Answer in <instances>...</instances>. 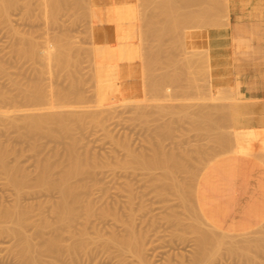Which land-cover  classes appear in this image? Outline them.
<instances>
[{"label":"rangeland","instance_id":"rangeland-1","mask_svg":"<svg viewBox=\"0 0 264 264\" xmlns=\"http://www.w3.org/2000/svg\"><path fill=\"white\" fill-rule=\"evenodd\" d=\"M14 1L15 3L14 5H12L13 7L11 6V9L10 8L7 9L9 12H7V10L5 12V13H8L7 16L4 13V11L2 12L5 15L0 14V67H1L0 68V89H1L0 96L2 93V97H0V151H6L8 153L7 154L8 156L6 155L7 164L11 168L15 166V168L13 167L15 174L17 176L20 175V177L24 175L26 177L25 178L26 183L24 182L25 185L23 186L22 190L18 191L16 186L12 184V182H10L11 180L8 177L9 176L8 173L7 174L5 173V169H1L3 167L0 163V209L12 210L13 207L16 204H18L16 203L18 202V199H19V204L24 207L26 205H28L29 207L33 205L32 208L31 207L30 208L34 210L36 207L35 211L32 210L33 212L32 211L30 212V216H31V213H32V216H33V213L35 215L33 216V218L31 216L32 218L31 223L29 222L30 221L29 220L24 225L25 227L23 226L25 229L24 228L23 229L26 231V233L29 236L31 235L30 237H33L32 234L36 235L33 237V241L35 243L38 242L36 244L38 245L37 246L38 249L35 250L34 255L38 253L37 254L38 256L37 255L36 256L38 257V259L41 258L39 259L37 264H54V263L55 264H62V263L63 264H144L143 261L140 262L141 258L140 260L138 258V257H141L142 254L144 255V257H146L145 259L148 260L150 264H193L195 263L194 262L195 256H196L195 259L198 258L197 259L198 261L195 264H264V252H263L264 233H261L262 231L264 232V230H262L263 228L255 229L256 233L254 230L253 232L245 231L246 233L244 232L241 233V232H236V231H228V230L222 229L221 227L214 226L212 225L213 223L211 224L209 220H204L207 218L204 217V215L201 213V210L197 204V200L195 199L196 198L195 192H197V188H196L197 186L195 184L198 183L197 181H199L200 174L202 170L204 169V167L208 165L211 161L218 158L219 156H222L230 152L231 149L235 148L239 143L243 145L242 147L245 146L244 149H246V150L241 149V151H249L250 149L255 148L257 144H259V148L264 151V133H261L260 129L255 128L256 125H264V114H260L259 112L256 111V108L254 106L256 103L255 101H251L246 98L239 97L236 91V88H235L237 83H239L238 81L239 75L234 70L235 63H237L243 58H251L254 60H256L255 58H260L264 60V32L261 33L260 42L254 40L253 47H247V46L239 47L235 39L238 34L243 33V32H240L242 29H245V28L247 29L248 27L251 28V26L258 24V23L260 26L262 25L264 26V0H223V1L213 0V3L216 2V4L217 3L219 4V6H216V4H213L212 0L210 1L206 0L211 3L209 4L208 2L207 6L205 5L206 7L204 6L203 8L207 10L210 7L212 8L214 5L213 7L214 13L211 14L212 11L210 9L208 10L210 14L206 10H204V13H208V16H211L212 18L215 15L213 19H210V17H208L207 14H204L203 12L200 14H196V13H199L198 11L203 10V8L199 10L198 7L201 8L204 4H206L205 0H199V1H202L201 2L203 3L202 5L200 4L199 1L196 4L194 0L193 2L195 5L192 3V5L194 6L191 12L186 9L187 8L186 6L189 7V4H187L185 0L183 1L180 0L182 1L180 3L179 1H177V3L181 5V8H180L178 4V8H180V11H178L177 8L175 9L176 10L175 15L178 14L177 17H179V14H181V11L183 10L182 5L184 4V1L186 3L184 4L185 6L183 7L187 11L183 10L182 11L183 12L182 15H184L182 17L183 19L180 18L181 21L182 20H185V21H182L183 24H181L182 22L180 23V21L179 23H177L179 24V26L183 25V27L181 28L178 27L179 29H177L178 31L177 33H179V31H183L181 32V34L186 39L185 45H183L184 42L183 43L179 42L180 40H178V42L177 40L174 41L175 39L173 40L174 34L172 33H176L173 29L177 28L178 25H176L174 28L173 23L175 21L172 22V25H169V24L174 19H177L178 21V18H175L176 16L172 15L173 17L171 16V19L173 18V20L170 19L171 21L170 20L166 21V19L164 20L166 24L169 21L167 24L168 25V28H167V25L165 26V24L164 26L159 25V24H163L164 21L159 22L158 24L157 18L152 17L153 14L156 13V12L153 13L154 4H150V5H153L151 6L152 7L151 8L150 5L147 3V1H146V3L148 4L147 7L143 5V2L144 4H146L145 0L131 1L130 4L132 5V7H134V9H136L137 12L138 11L141 12V13H138L139 15H143L142 11L145 10L146 8H149V9L145 10L147 14L144 15V18H140L142 16H138V20L136 24L137 32L135 33V37H133L130 41L136 47L137 55L132 60L123 61V64L125 66L126 65L129 66L130 74L128 77L125 78L126 80L123 79L121 84L118 83L116 85H108V82L110 81L111 76H112V70L114 68L115 61L113 60V58L112 60L114 62L111 59H109L111 58L110 56L104 57L102 53H100L99 51L96 52L95 50L98 48V45H99L98 39L96 38L94 34L95 28L97 27V22L90 15L92 7L93 8L100 7V8L106 9L111 6L110 2H107L105 0H89V1L85 0L87 2L83 1L85 2L83 6V4L81 3L82 0H75V1L80 2V6H81V9H80L78 5L79 2L78 3L76 2L77 3L76 5L74 0H72L75 4L74 5L71 0H70L71 2L68 0L67 1L65 0L67 4H65L59 11L52 12L51 11L52 9L51 10L49 8L44 9L45 8L44 0L43 1L42 0H29V1L28 0L27 1L14 0ZM162 1H164V3L166 2L165 0H162ZM27 2L30 4H28ZM68 2L70 4H68ZM137 2L139 4H141L142 2V4L139 5ZM158 2L160 3V0H158ZM167 2H166L167 5L165 4V6H161L164 3L158 4L160 5V9L158 10L159 14H162L163 12L165 14L167 9L168 10L170 9V11H172L171 6L176 4V1L175 2L173 1L174 3L172 2V4L171 2L169 3ZM26 3L28 4V6ZM158 5H156V9ZM220 5H221V8L222 7L224 8L222 9L218 8L220 7ZM75 6H78V9ZM138 7L140 9H138ZM174 7L175 6H173V8ZM215 7H217L216 10H219V9L221 10L216 11ZM142 8L143 10L140 11ZM85 9H87L89 12L86 11ZM194 9H196L195 10L196 12H194ZM149 10H152L153 14L150 13L151 14L150 19H147L148 17L146 16L147 15L149 16L148 13L151 12ZM188 11L190 12L189 14H191V16H192V13L194 12L197 16H195L194 14L193 17H195L196 19H199L200 17L199 15L204 14L205 17L202 16V18L204 19L200 18L199 21H201L202 19V21H204L205 26L201 27L203 22H201V25H199L200 23L198 24L197 22L199 26L196 24H193L194 26L192 28V23L196 19L191 18L190 15H187ZM83 12H85V16L86 15L88 16V14L89 16L85 17ZM86 12L88 14H86ZM221 12H224V13L222 14ZM158 13L155 14L156 17H158L157 16L159 15ZM168 14H171V13H168ZM172 14H174V12H172ZM217 14L219 15V17H221L220 20ZM186 15L188 17L184 19ZM161 16L160 17L162 20L164 15H161ZM154 18L156 19L155 22L157 21L156 22L157 25H159L160 27L162 26L164 27L161 30L158 26V28L161 30L159 32L162 33V35L164 33L165 34L167 33L166 36L164 34V36L162 37V35L159 32L155 33L157 29L153 26V24L155 23L152 21V19ZM143 19L145 23L143 22ZM146 19L149 21L146 22L145 21ZM186 19H188V21ZM192 19L194 20L192 21ZM215 19L217 20V22H214V21L212 22V20H215ZM189 20L192 21V23ZM209 20H211V22L214 23L212 24L213 27L212 25H209L211 24V22L209 23ZM227 20L230 22H228ZM184 22H185V25H184ZM139 23L143 27L144 25H146V23L148 24L147 26H145V28H148L146 32L144 30H141L142 32H145V34L140 33V29H142L143 27L139 26L140 25ZM195 25L197 27H195ZM152 26L154 27L155 30L153 29ZM169 26H172L173 29L172 27H169ZM182 28H185V29L183 30ZM164 30L165 31L167 30L170 32L169 33L171 34L170 37L168 35V32L167 31L164 32ZM171 31H174V32H171ZM158 33H159L160 38L157 36ZM177 33L175 37L177 36L179 37L180 33L178 35ZM125 34H127L126 31H125ZM149 34L151 36H148ZM181 34H180V37H182ZM220 34L221 36L224 35V37L226 36L230 37L228 39L225 38L226 40H223L222 48L224 50L220 51V48L218 47H212L210 49L209 48L210 38L212 39V38L219 37ZM64 36L70 39L69 40L67 38L69 40V43L71 42L70 45L67 44V46H72V47H68V51L71 50L69 52H71L72 56L70 60L66 61L67 63H64L66 66L58 63L56 56L55 57L53 56L52 60H48V58L45 55V52H43L45 50V45L47 41L51 40V43H53L55 38L56 39H59L60 37L64 38ZM156 36L158 38L157 40H156ZM167 36L169 39L170 38L172 39H170L169 41V39L166 38ZM140 37L142 38L141 39L142 41L140 40ZM148 37L149 38L151 37L150 38L151 40ZM180 37L176 39H181V41H183L184 40L183 37L182 38ZM31 38H34V39L31 40ZM162 39L164 40L163 42H162ZM27 41H33L36 45L39 44L40 46L38 45L37 47L43 48V50L39 48L41 52H43L42 54L43 56L41 55V57H39L38 55L40 54H37V56L35 55L33 56L31 54L32 51L31 52L29 51L31 49L30 43ZM140 41L144 42V45L142 44L143 46H141ZM160 41L162 42L161 44H166L165 46H168L167 48L169 49L168 51L169 56H167V51L164 50L165 47L160 45ZM154 42L155 44L153 45ZM176 42L180 43L179 45L180 46L182 45V47L179 48V45L176 46ZM147 43H149L150 47ZM157 44L159 45V47L160 46L162 47L161 49H163L164 47L163 52L160 50L161 54L159 52L160 48L158 49ZM172 44L177 48V50H175L176 48ZM170 45L173 48L172 47L169 48ZM144 47L146 49L149 47L147 50L150 49L153 51V53H155L154 52L155 49H156V52L158 51L156 55L154 54V57L156 58V60H154L155 58H152V59L150 58V57H153L152 51L150 52L152 53L151 54L152 56L150 57L147 56L150 54L149 53L150 50L147 52V50H145ZM151 47L153 48L151 49ZM254 47H257V48H254ZM71 48H73V50ZM170 49H172L171 52H170ZM192 49L194 50V52ZM205 49H207V52L210 53V54L208 53L209 58L207 57L208 55H205L206 54ZM23 50H25L24 51L25 54L23 53ZM173 50H174V53H173ZM196 50L197 52H200V53H197ZM169 52L175 55L173 57H178V59L180 60L179 62L181 61L182 62L184 61L183 63H185L186 61L189 62V64L186 62L188 64L187 67L190 64L192 66L188 68L186 67V64H180L181 66L176 64V66H174L175 65L174 62L177 59L173 58V60L174 59L175 60L174 61L171 60V56H170L171 54H169ZM28 53H30L32 56H30ZM26 54L29 55L30 57L26 56ZM157 54L160 57L162 56L161 57L162 59ZM162 54L166 55L167 57H170V58L164 57L165 59H167L166 60L167 64H165L166 66L165 69H164L165 66L163 65L166 61H164L165 59L163 58ZM145 55L148 60L145 59ZM149 58L151 59V61ZM201 59H203V61ZM206 59H209V60L206 61ZM162 60L164 62H162ZM159 61L160 63H158ZM197 61L200 67L199 66L196 67V65H198ZM199 61L200 62L202 61V62L200 63ZM146 62L148 65L146 64ZM230 62H232V64H230ZM156 63H158V65H156ZM171 63L174 65H172ZM159 64L162 66H160ZM141 65H143L144 67L143 66L141 67ZM145 65H147V68ZM154 65H156V67L157 66L162 67L163 70L162 68H159V67L158 68L160 70H157ZM152 66H154V68ZM177 66L181 68L179 69ZM183 66H185L184 69L187 68L185 69L187 71L183 69ZM150 68H153L155 70L153 69L150 70ZM148 69L151 72L154 71L155 74L153 73L154 74L153 75L150 71H147ZM142 70H143V74H142ZM161 70L164 72V74L163 72H161ZM167 70L170 72L168 73ZM172 70H173V76H172ZM174 70H175V73H174ZM176 70L178 71L177 72L178 74L179 72L183 70L185 71V73L186 72L188 73L184 75V71H183L182 75L180 74L181 75L180 76L176 74ZM191 70H194V71H191ZM200 70L201 72L198 73ZM144 71L150 74L148 75L147 73H145L144 75ZM208 72L210 73V75L207 74ZM161 73L163 75L168 73V74H171V77L173 79L176 78L175 81L173 79L171 81L170 75L168 76L166 74V77L168 76V80L170 79V81L172 82L170 83L171 86L170 85L168 86L169 89L163 88V87H166L168 85L167 83L169 82L166 81L167 83L165 82L166 84L164 85L163 81L167 79H165V76L162 77ZM146 75L150 78L149 81ZM177 75L180 76L182 80L181 78H178ZM183 75L188 76V77H183ZM134 76H135V80L133 79ZM190 77H193V79H191ZM153 78H155V80ZM197 78L198 80H196ZM179 79L180 81H178ZM151 80L152 81L154 80L155 83L151 82ZM209 80H212V82L211 81L209 82ZM176 81H178V83ZM38 82H39V85L38 86L35 85L36 83L38 84ZM206 82L207 83L209 82V83L207 84ZM129 83L131 85H129ZM161 83L162 85H164L163 87ZM41 84L44 87L47 86L45 88L43 87L44 89L47 88L46 90L47 93L49 92L47 98H45L41 102L38 101V103L37 101H33V100H32L33 102L31 100L29 101L27 95H31L32 93H34V91L36 90L35 87L38 88L39 86H41ZM188 86L190 88H188ZM32 87H34L33 89L35 90H33ZM158 87L160 89H158ZM239 87H240V84H239ZM144 88H147L148 90L146 89L147 90L146 91ZM227 89L229 90L227 91ZM144 90L146 91V93ZM3 91H4V94H3ZM206 91H207V94H206ZM70 92H72L71 94H74L72 96V99L74 100L69 98V95H71ZM60 93L62 95H60ZM63 93H66L67 96H65L66 94L64 95ZM184 93H187V94H184ZM55 95L62 97L61 100L59 97L58 99ZM82 95L84 96V98ZM181 95H184V96L181 97ZM225 95H227L226 98H224ZM157 96L160 98H158ZM6 97L8 98L6 99ZM63 97L65 99H63ZM80 97H81V100H80ZM67 98L69 99L67 100ZM78 98H79V101L77 103L76 100ZM216 98H219V99H216ZM238 99H239V102H238ZM54 100H56L57 102ZM68 101H71V102L67 103ZM72 101H74V103ZM234 101H236V103H239V104L238 105L236 104V106L233 105ZM240 101L246 102V103H243L244 105H242ZM247 102H249L250 104ZM253 102L255 103L253 104ZM52 103L54 105H52ZM222 106H224V108ZM237 106L239 107L237 108ZM230 107H231V110L229 109ZM234 107H236V109ZM244 107L247 109H245ZM234 110H237V112L240 111V113H242L241 116L238 113H236V115L233 114L235 112ZM87 112H89L90 115ZM204 112L207 114V116H210V115L212 116L208 118L206 117V114ZM212 112L214 115L212 114ZM222 112H224L225 114ZM228 112H230L231 114ZM55 113H62V114L64 113V115H67V114L69 115V113L70 115L72 113H82V115L85 114L86 116L85 118L82 117V120H78L77 118L75 119V115H73L74 117L72 118L68 117L67 115L68 121L66 117L64 121L65 123L60 122L63 125L59 124L61 128L57 125L59 121H56V124H55L54 123L55 121L53 120V118H51V122L44 123L46 127V128L43 127L44 131L43 130H41L42 132L27 131L29 130V126L27 125L28 123L27 120L31 117V115L34 114L35 116H38V115L44 116L48 114L54 115ZM199 113L201 115L203 114L202 115L203 117H201ZM250 113H251V116L249 115ZM221 114H224L226 117ZM237 114L239 116H237ZM242 115H243V118H242ZM244 115L245 116L247 115V116L244 117ZM236 116L240 117L239 118L240 120ZM24 117L26 121L24 120ZM201 118H205L203 119V121L205 120L204 122H202L203 124L201 123L202 121ZM74 119L76 121H74ZM195 120L197 122H194ZM238 120L240 122L236 123V121L238 122ZM48 121H50V119ZM216 121H219L220 123H216ZM67 122H70V123L68 124ZM194 123H195L196 129H194ZM208 123L210 126L208 125ZM221 123L222 124L226 123V124L224 126ZM244 123H246V125ZM238 124L240 128L236 129ZM48 125H49V128L51 127L50 125H52V128L48 129ZM66 126L71 128V130L67 129ZM223 126H224V129L228 133L225 132V130L223 129ZM64 127H66L65 129L66 131L62 130V128L64 129ZM207 128L209 129L207 130ZM46 129H47V132H46ZM163 129L165 130L163 131ZM48 130L49 131L52 130L54 133L50 131V134L52 133V135H48L49 134ZM68 130L71 132H69ZM220 131H222L221 134L224 133L223 136L225 138L222 137V135L220 134ZM43 132L45 133L43 134ZM35 133L36 135H34ZM206 133L207 135H209V137H207ZM226 133L229 134V137L228 135H225ZM215 135H217V137ZM210 137L212 139L214 138L213 141ZM224 140H226L225 141L226 144L229 143L228 144L229 146L223 142ZM220 141L225 146H223V144ZM232 141H234V143ZM246 146L249 147L250 149L247 148ZM72 147L76 148L75 154L78 152L80 153V154L77 153L78 156L82 155L80 158L82 159V162L84 164V169H83L84 171L81 174L80 173L74 174V176L70 178V181L73 182L75 185H77V190H78L77 193L79 194V196H81L83 203H81V205H79V208H78V212H79L78 213L79 218L77 217L78 220H75V223L73 221L71 223V226H69L68 225L69 223H63V224L60 222L57 223L58 221L57 215H55L56 213L54 212L53 208L56 207L55 202L57 204L61 196L60 190H57L58 187L56 186L57 185L56 183H60L62 179L60 176L64 177L63 171L65 170L64 172H66L67 168H69L72 158L75 155ZM224 147L226 151H224L225 150ZM12 149L14 152L12 151ZM155 152L156 153L162 152L161 154H165L166 152L167 155L168 154L173 155L174 153V155L180 162L182 163L184 162L183 166L178 165L180 167L178 166L175 167V164H174L173 168L175 169L174 170L172 169L173 172L171 171L170 174H168L169 178L168 180H166L167 181L166 183H161V181H159L157 178L158 175H161L162 173L161 169H155L153 170V172H150L148 169L143 168L137 162L138 161L137 159H139L140 157L144 156V157L150 158L151 156L155 154ZM48 163L50 165L48 167H51L50 169L54 170V171L51 170L53 172H50V176H51L50 181L53 179L51 183L54 185L56 184L55 186L51 185V188H49L50 186H47V185L42 186L41 182L37 184V181L38 182L40 181L38 179L40 178V175L42 173V172L39 173V171L41 169L43 170V166L48 165ZM177 168L179 171L177 170ZM189 170H190V173L188 172ZM176 171H177V175L180 177L177 176L176 179H173L172 175L174 174V176L176 177ZM194 172L196 173V175ZM187 175H189L188 180L185 179L187 178L186 177ZM195 177L197 178L196 180H194ZM180 178L183 179L182 182H181L182 179L180 180ZM154 179L157 181V183L160 182L161 184L160 183L157 184ZM169 179H171L170 181L173 184H171ZM177 179H179L178 180L179 183L178 182L177 183L181 185L179 186L181 188L178 187L179 188L178 191L180 193L177 191L178 185H176L174 182V180H177ZM29 182L32 184H30ZM187 182H189V184ZM33 184H35V186L32 187ZM172 185L173 186L175 185V186L172 187L171 189ZM160 186H161V189H163L162 190L163 192L160 195L161 197H159L158 195ZM54 187H57V189ZM189 187L194 188V190L193 189L190 190ZM164 189H166L167 192ZM169 190L171 191L169 192ZM175 190L177 191L176 195H175L176 193ZM187 191L189 194L191 193L192 196L190 195L188 196ZM23 192L25 193L22 194ZM193 194L195 196L194 198H193ZM136 195L138 196V198L135 199V197H137ZM185 198L188 201L187 203H186ZM193 200L197 206L194 204ZM131 201H134V202L131 203ZM164 201L167 203V205L166 203H164ZM88 203L91 207L88 205ZM143 203L147 205L145 206L143 205ZM182 203L184 207H186L185 209L183 208V206H181ZM86 205H88V207L90 208L87 209ZM191 206L194 210H198V211L194 212V210L190 208ZM196 207H198V209H196ZM188 209L190 210L189 212H188ZM134 210L136 212H134ZM43 211L45 213H43ZM36 212L37 214L42 212L41 218L43 215H44L43 218L45 216L46 217L48 216L47 218L50 219V221L53 222V224L57 225V227L59 228L58 231L61 233H58V231H55L53 227L45 225L42 222V219L40 218V214L37 215ZM132 213L133 215L131 216ZM173 214H175V216L178 218H180L179 216H181V219L176 218L175 216H173ZM135 215H138L136 216L137 218L135 217ZM173 218H175L174 220H177V221L180 220L181 222L183 220V223L179 221L178 222L173 221ZM192 218L195 219L194 221L197 222V224L193 223L194 221L191 222V220H193ZM198 218L200 219V221L201 220L204 221L201 223V225L198 224L200 223ZM144 219H146L145 220L146 222L144 221ZM3 220H1L2 223H3ZM35 220L37 221V223L39 222L41 223V227L44 224L43 225L44 228L42 227V229H40L36 227L40 223L39 224H36L35 222L33 223V221ZM128 220L131 222H129ZM143 221L145 222L144 224L142 223ZM152 221H154V223ZM207 222L210 223L211 225H209ZM28 223H30L31 225ZM129 223L134 224L133 226L136 225L135 229L137 230L138 233L140 232L143 233V235L146 237L144 239L146 240L145 243L148 240V242L145 245V249L140 248V245H142V242H143L142 240L139 241L140 244L138 243V245L134 244L131 246L129 245L130 243L125 244L129 241L128 240L129 235L127 233L128 231L127 227ZM176 223L177 225H175ZM191 223L194 225L196 224V225L194 226ZM204 223H206L207 225H204ZM3 224L5 227L3 229H1V227H3L2 225L0 227V264H23L25 260L19 257L21 256V254H20V246L18 247L17 245L18 241L13 233L6 230L8 226L14 227L15 223L10 221L9 219L7 221L5 220ZM144 226L145 228L147 226L148 227L144 229ZM186 227L189 230H187ZM217 227H218V230L221 229L219 234H218L219 231H217ZM142 228L148 233V236ZM140 229H142L146 235L144 234L142 230L140 231ZM210 229H214L212 233L209 232V231H212ZM259 229H261L262 231H260ZM124 230L126 233L124 232ZM204 230H207V232L206 231L204 232ZM258 230L259 232H257ZM222 231L224 232L226 231V234L228 235H229V232L230 233L232 232L230 235H233V236H229L223 239L222 233H221ZM56 232L59 234L58 237L61 239L62 243L64 244L63 245L64 247L62 246V248L58 249L57 251L47 250L46 246L48 244V240ZM203 232H204V235L206 234L207 236H210V237H204ZM73 233L75 234V236L78 234L79 236L81 235V237L77 236L75 238ZM198 233L199 234L202 233V234L198 236ZM183 234H185V236ZM216 234H218L219 237H221L222 239L219 238L218 235ZM213 235L215 238L212 237L213 238L212 239L211 236ZM73 236L75 239H73ZM125 236L126 238L128 236L127 241L126 239H124ZM216 236L219 239H216L217 238ZM257 236H259L260 240L261 238L263 240L260 242ZM115 237L119 239L115 240L116 239ZM201 237L202 239L206 238L207 241L202 240ZM231 237L232 238L234 237L233 240L235 239L238 240V241L236 240L234 241V245H237L238 247L236 246L235 247L236 249H233V250L232 248H234L233 247L234 245L232 246L233 242L230 241ZM209 238H211L214 244L211 242V240H209ZM228 238H229V242H228ZM76 239L77 241H80L82 239L84 240V242L82 241V246H79L76 250L67 249L66 245L67 244L70 245V243L74 244L76 242ZM121 239L122 241L123 240L124 241L122 242ZM220 239L221 241H219ZM226 239L227 241H225ZM112 240L114 241L113 243H112ZM153 240H154V243H153ZM120 241L122 242V244L123 243L124 244L122 245ZM208 241H210L212 245L209 244ZM217 241L221 242V246H224V247H219L220 249L217 250L218 248L217 245L219 244L218 246H220V243ZM203 242H204L203 245L205 247L204 246L202 247ZM224 242L227 245H225ZM227 242L231 244L230 245L232 247L231 249H229L230 246ZM236 242H239V243L235 244ZM241 243L243 245H239ZM247 243H250V244L248 245ZM252 244H253V247H252ZM116 245L117 246L119 245L118 246L119 249L118 247L116 248ZM39 246L42 248V251H41V248L39 249ZM126 246H128L129 249L131 248L132 250L131 249L128 250ZM133 246L138 247V248L135 249ZM212 246L216 248H213ZM226 246H229V247H226ZM239 246H240V249L238 250ZM122 248H124V250ZM205 248H207V250H205ZM249 248L252 250V252ZM133 249H135L136 252H132L134 251ZM208 249L209 250L211 249V250L208 251ZM60 250L64 251V252L61 251L63 252L62 254L64 256L61 254V252H59ZM118 250L119 251L121 250V252L126 251L127 253L120 252V254L122 255L125 254L128 256V258L127 256L124 255L123 257L124 259H123L121 255L118 253L119 252ZM198 250H200V252L196 253V251ZM128 251H131V252L128 253ZM201 252H203L202 253L203 255L201 254ZM209 252L212 255H210ZM41 253L42 255L40 257ZM76 253L78 254V256ZM138 253H141L140 256L137 255ZM204 253H206V255ZM243 253L244 254L246 253L247 255L245 254L244 255L245 257H244ZM252 253L253 255H250ZM204 255H205L206 260H204L205 259ZM250 256H252V259ZM248 258L251 259V261ZM253 258L256 259L255 260L256 262L254 261ZM25 262L24 264L28 263L27 261ZM30 264L32 263L30 262Z\"/></svg>","mask_w":264,"mask_h":264},{"label":"bare ground","instance_id":"bare-ground-1","mask_svg":"<svg viewBox=\"0 0 264 264\" xmlns=\"http://www.w3.org/2000/svg\"><path fill=\"white\" fill-rule=\"evenodd\" d=\"M25 1H27V0H25ZM29 1V0H28ZM43 1V0H42ZM41 1V2H42ZM65 0H44V6H45V8L44 9H52L51 11L53 12V11H59L65 4H67V0L64 2ZM68 1H70V0H68ZM72 1V0H71ZM70 1V2H71ZM83 1H85V0H82V4H83V6H84V3L85 2H87V1H85V2H83ZM89 1V0H88ZM105 1H107V2H110L111 3V6L109 7V8H100V7H96V8H91V17H93L94 19H95V21L97 22V27L95 28V31H94V34H95V36H96V38L98 39V48L97 49H95L96 50V52L97 51H99L100 53H102L103 54V56L105 57H111V58H109V59H111L112 60V58H113V60L115 61H113L114 62V68H113V70H112V76H111V79H110V81L108 82V85H116V84H121L122 83V81H123V79H125L126 77H128L129 76V74H130V69H129V66H125L124 64H123V61H126V60H132L133 58H135V56L137 55V49H136V47L133 45V43L132 42H130L131 41V39L133 38V37H135V33L137 32V20H138V16H142V17H140V18H144V15H146L147 14V12L145 11L146 9L148 10L149 8H146L147 7V5L149 4H154V7H153V10H154V12L152 11V10H149V11H151V12H149L148 14H149V16L147 15L146 17H148L147 19H150V13H158V10L160 9V5H158V4H160V3H164V1H162V0H160V3L158 2V0H156V1H154V0H152V1H154V2H152L151 0H145V3H146V1H147V3L146 4H144V2H143V5L144 6H146L145 8V10H143V8L140 10V11H142L143 13V15H139L138 13H141V12H137L136 11V9H134V7H132V5L130 4L131 3V1H133V0H105ZM138 1V0H137ZM141 1V0H140ZM166 2H167V0H165ZM175 2L176 1V4L175 5H172L171 6V10L172 11H170V9L167 11L166 10V12H165V14H164V12L162 13V14H159V15H157L158 17H160L161 15H164L165 16V18H164V16H163V18H162V20H161V17L160 18H158V17H156V13L155 14H153V16L152 17H155V18H157V21H158V24H159V22H162V21H164L165 19H166V21L167 20H170L171 19V16L173 15V16H176L175 18H178V21H177V19H174L173 20V18L171 19V20H173V21H171V23L169 24V25H172V22H174L173 23V25H174V28H175V26L176 25H178L177 26V28H175V29H173V27L172 26H169V27H172V29L177 33L178 31H177V29H179L178 27H183V25H180L179 26V24H177V23H179V21H180V23L182 22V21H185V20H182L181 21V19H183L182 17L184 16V15H182V11L183 10H189L190 12H191V10L193 9V6L195 5L194 4V0H190V1H188V0H185L186 1V3L187 4H189V7L188 6H186L187 8L185 9L183 6H185L184 4H186L185 3V1H184V4L182 5V11H181V14H179V17H177L178 16V14L177 15H175V9L177 8L178 9V11H180V8H181V5L179 4L180 2H182V1H180V0H168V2L167 3H169V2H171V4H172V2ZM177 1H179V3H177ZM199 0H195V3L197 4V2H198ZM210 1V0H209ZM209 1H206L205 0V3L206 4H204L201 8H199L198 7V9L199 10H201L205 5L207 6V3L209 2ZM215 1V0H214ZM218 1H220V0H218ZM223 1V0H222ZM73 2V1H72ZM74 2L76 3H78L79 1H75L74 0ZM74 2H73V4H74ZM166 2L164 3V4H162L161 6H165V4H166ZM173 2V3H174ZM189 2V3H188ZM200 2V4L202 5L203 3H201L202 1H199ZM227 2H229V1H227ZM226 2V3H227ZM14 3H15V1L14 0H0V14H4L5 12H6V10L8 9V8H10L11 9V6L12 5H14ZM18 3V2H17ZM28 3V2H27ZM26 3V4H27ZM43 3V2H42ZM77 3H76V5H77ZM90 3V2H89ZM93 3V2H92ZM138 3V2H137ZM155 3H156V5H158V7H157V9H156V5H155ZM192 3L194 4V5H192ZM211 2H209V4H210ZM212 3H213V0H212ZM28 4H30V3H28ZM28 4H27V6H28ZM68 4H70L69 2H68ZM139 4V3H138ZM141 4H142V2H141ZM141 4H139V5H141ZM178 4H179V7L180 8H178ZM213 4H216V2H214ZM218 4V3H217ZM216 4V6H219V4L217 5ZM43 5V4H42ZM71 5H72V3H71ZM75 5V4H74ZM79 7H80V9H81V6H80V2H79ZM167 5V4H166ZM176 5H177V7H176ZM192 7H191V6ZM200 5V6H201ZM82 6V7H83ZM151 6H153V5H150V7ZM169 6V5H168ZM173 6H175L174 8H173ZM205 6V7H206ZM13 7V6H12ZM75 7H77V9H78V6H75ZM149 7V6H148ZM191 7V8H190ZM213 7H214V5H213ZM213 7L211 8H209L211 11H212V13L211 14H213L214 12H213ZM87 8V7H86ZM89 8H90V6H89ZM152 8V7H151ZM155 8V9H154ZM170 8V7H169ZM216 8L217 7H215V10H216ZM218 8H221V5H220V7H218ZM222 8H224V7H222ZM221 8V9H222ZM83 9V8H82ZM138 9H140L139 7H138ZM209 9H204L203 8V10H201V11H198L199 13H196V14H200V13H204V10H206L208 13H209ZM221 9H219V10H216V11H220ZM226 9V8H225ZM86 11H88L87 9H85ZM84 10V11H85ZM174 10V11H173ZM186 10V11H187ZM196 9H194V12H196L195 11ZM2 11H4V13L2 12ZM81 11H83V10H81ZM164 11V10H163ZM188 11V14L187 15H190L191 16V14H189L190 12ZM210 11V12H211ZM215 11V12H216ZM223 11V10H222ZM2 12V13H1ZM7 12H9L8 10H7ZM44 12V11H43ZM54 12V13H55ZM89 12V11H88ZM172 12H174V14H172ZM193 12V11H192ZM192 13V16H191V18H195V17H193V15L195 14V13ZM227 12V11H226ZM84 13V16H85V12H83ZM145 13V14H144ZM161 13V12H160ZM168 13H171V14H168ZM180 13V12H179ZM208 13H204V14H207V16H208ZM220 13V12H219ZM218 13V14H219ZM222 14L224 13V12H221ZM6 14V16L8 15V13H5ZM4 14V15H5ZM81 14H82V12H81ZM86 14H88L87 12H86ZM166 14H168V15H166ZM195 14V16H197ZM204 14H202V15H199L200 17H199V19L200 18H202V16L203 17H205V15ZM210 14V13H209ZM216 14V13H215ZM217 14V15H218ZM226 14V13H225ZM229 14V13H228ZM53 15V14H52ZM55 15V14H54ZM155 15V16H154ZM185 16L184 17V19L185 18H187L188 16ZM51 16V15H50ZM88 16H89V14H88ZM87 15L85 16V17H88ZM169 16V17H168ZM172 16V17H173ZM189 16V17H190ZM206 16V17H207ZM213 16V15H212ZM215 16V15H214ZM214 16H213V18H214ZM228 16V15H227ZM208 17H210V19H213L211 16H208ZM218 17H219V15H218ZM152 19V21L155 23V24H153V22H152V24H153V26L158 30H156V32L155 33H157V32H159V31H161L164 27V24H165V26L168 24V22H167V24H166V22L164 21V23L163 24H159V25H163L162 27H160L159 25H157V21L155 22V20L156 19ZM181 18V19H180ZM145 20L146 22L147 21H149V20ZM161 21H160V20ZM196 19V18H195ZM199 19H196V20H194V19H192V21H193V23H192V21H190L191 23H192V28H193V24H196V25H198L199 23V25H201V22H203L202 23V26L201 27H203V26H205V24H204V21H202V19H204V18H202L201 19V21H199ZM221 19V17H219V20ZM142 20V19H141ZM187 21H188V19H186ZM216 20V19H215ZM215 20H212V22L214 21V22H217V20L215 21ZM228 21V20H227ZM226 21V22H227ZM139 22H140V20H139ZM143 22H144V19H143ZM142 22V23H143ZM195 22V23H194ZM197 22H198V24H197ZM211 22V20H209V23ZM211 22V24H209L208 22V24L209 25H212V24H214V23H212ZM228 22H230V21H228ZM145 23V22H144ZM187 23V22H186ZM223 23H224V21H223ZM140 24V23H139ZM181 24H183V22L181 23ZM229 24V23H228ZM144 25V24H143ZM148 24L146 23V25H144V27L140 24L139 26H142L143 28L142 29H140V33H144L145 34V32H146V30L148 29V28H145V26H147ZM156 25V26H155ZM184 25H185V22H184ZM189 25H190V23H189ZM195 25V27H197ZM198 25V26H199ZM207 25V24H206ZM218 25V24H217ZM126 26V27H125ZM152 26V27H153ZM158 26H159V28L161 29H159L158 28ZM186 26H187V24H186ZM222 26V25H221ZM149 27V26H148ZM154 27H153V29H154ZM190 27H191V25H190ZM194 27V28H195ZM207 27V26H206ZM212 27H213V25H212ZM231 27V26H230ZM141 28V27H140ZM167 28H168V25H167ZM243 28H245V27H243ZM183 30L185 29V28H182ZM200 29V28H199ZM242 29V28H241ZM141 30H144L145 32H142ZM155 30V29H154ZM189 30V29H188ZM190 30H191V28H190ZM125 31H126V33L127 34H125ZM167 31V30H166ZM165 30H164V32H166ZM174 31H171V32H174ZM187 31V30H186ZM163 32V33H164ZM168 32V35H169V37H170V35L171 34H169L170 32L169 31H167ZM181 32H183V31H179V33L181 34ZM240 32H243V33H240V34H238L237 36H236V42H237V44H238V46L239 47H242V46H247V47H253V42H254V40H256V41H259L260 42V39H261V33L262 32H264V26L262 25V26H260L259 25V23L258 24H255V25H253V26H251V28L250 27H248L247 29L245 28V29H242ZM160 33V32H159ZM159 33H158V35L157 34H155V35H157L158 37H159ZM176 33H172V34H174L173 35V40L174 41H176L177 40V42H178V40H180L179 42H181V43H183L184 42V44L183 45H185L186 44V42H185V37H183L182 36V34H181V36L183 37V41H181V39H176V38H179L180 37V34L179 33H177V35L179 34V37L177 36V37H175L176 36ZM144 34H143V36H144ZM161 35H162V33H160ZM165 34V33H164ZM164 34L162 35V37L164 36ZM167 34V33H166ZM166 34H165V36H166ZM160 35V36H161ZM148 36H151L150 34L148 35ZM157 36H156V40L158 39L157 38ZM185 36V35H184ZM182 37H180V38H182ZM68 38V37H67ZM66 38V36H64V38L62 37H60L59 39H56L55 38V43H54V41H53V43H51V40H49V41H47V43H46V45H45V50L43 51V52H45V55H46V57L48 58V60H52V57L54 56H56V58H57V62L58 63H60V64H62V65H65L64 63H67L66 61L67 60H70L71 59V52H69V51H71V50H69L68 51V47H72V46H67V44H69L70 45V43H69V40ZM149 38V37H148ZM151 38V37H150ZM149 38V39H150ZM160 38V37H159ZM166 38H168V36L166 37ZM225 38H230V37H228V36H226V37H224V35L223 36H221V34H220V36L219 37H216V38H210V40H209V48L211 49L212 47H218V48H220V51H222V50H224L222 47H223V40H226ZM32 39H34V38H31V40ZM142 38L140 37V40H141ZM148 39V40H149ZM169 39V38H168ZM170 39H172V38H170ZM170 39H169V41H170ZM67 40V41H66ZM151 40V39H150ZM35 41V40H34ZM142 41V40H141ZM140 41V42H141ZM164 40L162 39V42H163ZM26 42V41H25ZM27 42H29L30 43V46H31V49L29 50L30 52H31V54L34 56H37V54H40V55H38L39 57H41V55L43 54V52H41V50H43V48H41V47H39V48H41V50L37 47L38 45H36L33 41H27ZM67 42V43H66ZM148 42H150V41H148ZM157 42H159V41H157ZM161 41H160V45H162V46H164L165 47V49H164V47H163V49L165 50V51H167V56H169L168 55V51H169V49L167 48L168 46H165L166 44H161L162 43ZM176 42V46L177 45H179L180 43H177ZM165 43V42H164ZM170 43H172V42H170ZM140 44V43H139ZM144 45V42H141V46H143ZM148 45H149V43H147ZM155 44V42L153 43V45ZM159 44V43H158ZM157 44V45H158ZM42 45V44H41ZM147 45V46H148ZM156 45V46H157ZM173 45V44H172ZM174 45H175V43H174ZM173 45V46H174ZM40 46V45H39ZM146 46V47H147ZM156 46H154V47H156ZM149 47H150V45H149ZM148 47V48H149ZM170 47H172L171 45L169 46V48ZM175 47V46H174ZM182 47V45L180 46L179 45V48H181ZM185 47V46H184ZM142 48V47H141ZM147 48V49H148ZM153 47H151V49H152ZM160 48V49H159ZM162 47L160 46L159 47V45H158V49H159V52H160V54H161V51L163 52V49H161ZM173 48V47H172ZM176 48V47H175ZM20 49V48H19ZM72 50H73V48H71ZM144 49L145 50H147L145 47H144ZM168 49V50H167ZM204 49V48H203ZM214 49V48H213ZM150 50V49H149ZM149 50H147V52L149 51ZM154 50V49H153ZM161 50V51H160ZM175 50H177V48L175 49ZM179 50V49H178ZM184 50V49H183ZM193 50V49H192ZM206 50V54L205 55H208L207 57L209 58V52H207V49H205ZM205 50H204V52H205ZM24 51L25 50H23V53H24ZM141 51H143V50H141ZM152 50H150L149 51V53L151 52ZM164 51V52H165ZM172 51V49H170V52ZM73 52V51H72ZM146 52V51H145ZM146 52V53H147ZM155 53H153V51H152V53H153V57H150V56H152L151 54L152 53H148L149 55H147L148 57H150L151 59L152 58H155L154 57V54L156 55V53L158 52H156V49H155V51H154ZM169 52V54H171ZM193 52H194V50H193ZM196 52H197V50H196ZM203 52V51H202ZM144 53V52H143ZM145 53V54H146ZM173 53H174V50H173ZM172 53V54H173ZM176 53H177V51H176ZM197 53H200V52H197ZM209 53V54H208ZM25 54V53H24ZM30 56H32L30 53H28ZM74 54V53H73ZM166 54V53H165ZM170 55L171 56V60H173V58H175V59H177L175 62H174V64H172V65H174V66H176V64L177 65H180V64H186V67H187V65L189 64V62H185V63H183L182 61L181 62H179L180 60L178 59V57H173V56H175L174 54L173 55ZM29 55H27L26 54V56H29ZM142 55V54H141ZM158 55V54H157ZM163 55V54H162ZM29 56V57H30ZM43 56V55H42ZM143 56H144V54H143ZM159 56V55H158ZM166 55H163V58L164 57H166V58H170V57H167ZM195 56V55H194ZM74 57V56H73ZM142 57V56H141ZM157 57V56H156ZM160 57V56H159ZM162 57V56H161ZM160 57V58H161ZM191 57H193V56H191ZM198 57V56H197ZM207 57H205V58H207ZM35 58V57H34ZM33 58V59H34ZM37 58V57H36ZM149 58V59H150ZM158 58V57H157ZM159 58V59H160ZM185 58H186V56H185ZM189 58V57H188ZM142 59V58H141ZM145 59H147V57H146V55H145ZM144 59V60H145ZM151 59H150V61H151ZM162 59V58H161ZM165 59V58H164ZM163 59V60H164ZM174 59V60H175ZM184 59V58H183ZM195 59H196V57H195ZM194 59V60H195ZM54 60V59H53ZM56 60V59H55ZM134 60H136V59H134ZM143 60V61H144ZM148 60V59H147ZM154 60H156V58L154 59ZM162 60V62H164V61H166L167 59H165L164 61ZM173 60V61H174ZM182 60V59H181ZM192 60V59H191ZM200 60V59H199ZM202 61H203V59H201ZM209 59H206V61H208ZM149 61V62H150ZM161 61V60H160ZM160 61L158 62V63H160ZM172 61V62H173ZM201 61V62H202ZM56 62V61H55ZM142 62V61H141ZM148 62V61H147ZM147 62H146V64H147ZM177 62V63H176ZM179 62V63H178ZM200 62V61H199ZM200 62V63H201ZM58 63H56V64H58ZM72 63V62H71ZM158 63H156V65H158ZM191 63V62H190ZM165 64H167V61L164 63V65L163 66H165ZM197 64H198V61H197ZM203 64H205V63H203ZM207 64V63H206ZM230 64H232V62H230ZM71 65V64H70ZM148 65V64H147ZM147 65H145L146 66V68H147ZM156 65H154L155 67H156ZM160 65V64H159ZM66 66V65H65ZM68 66V65H67ZM143 65H141V67H142ZM154 66H152L153 68H154ZM160 66H162V65H160ZM181 66V65H180ZM190 66H192L191 64L188 66V67H190ZM197 66H199V64L198 65H196V67ZM144 67V66H143ZM159 66H157L156 67V69L157 70H160L159 68H162V67H159ZM178 67V66H177ZM184 67L185 66H183V69H184ZM187 67V68H188ZM200 67V66H199ZM1 68V67H0ZM68 68H70V67H68ZM153 68H150V70H152ZM166 68V66L164 67V69ZM179 69L181 68V67H178ZM187 68H185V69H187ZM67 69V68H66ZM184 69V70H185ZM192 69V68H191ZM198 69V68H197ZM149 69L147 70V71H150ZM153 70H155V69H153ZM162 70H163V68H162ZM161 70V72H163ZM178 70V69H177ZM176 70V74H178L177 72L179 71H177ZM183 70V71H184ZM205 70V69H204ZM209 70V69H208ZM207 70V71H208ZM165 71V70H164ZM183 71H181V72H179V74L178 75H182V72ZM185 71H187V70H185ZM185 71H184V75L185 74H187L188 72H186L185 73ZM191 71H194V70H191ZM136 72H138V71H136ZM151 72V71H150ZM167 72L169 73L170 71H168L167 70ZM195 72H197V71H195ZM201 72V70L198 72V73H200ZM210 72V71H209ZM207 73L208 75H210V73ZM145 73H147V72H145L144 71V75H145ZM152 74L154 73V71L153 72H151ZM168 73H166L168 76L170 75V79H171V81H172V77H171V74H168ZM174 73H175V70H174ZM190 73V72H189ZM194 73V72H193ZM197 73V74H198ZM142 74H143V70H142ZM148 75L150 74V73H147ZM155 74V73H154ZM153 74V75H154ZM156 74H157V72H156ZM159 74H160V72H159ZM162 74V73H161ZM163 74H164V72H163ZM162 74V77L163 76H165V79H167V80H164L163 81V83H164V85L167 83L166 81H168L169 83H167L168 85L166 86V87H168L169 85L171 86V84L170 83H172L171 81H170V79L168 80V76L166 77V74L165 75H163ZM175 74V75H176ZM205 74V73H204ZM235 74V73H234ZM177 75V77L178 78H181L180 76H178ZM183 75V77H188V76H184ZM189 75V74H188ZM192 75V74H191ZM243 75V74H242ZM244 75H246V74H244ZM147 76V75H146ZM172 76H173V70H172ZM247 76V75H246ZM148 77V76H147ZM161 77V76H160ZM212 77V76H211ZM235 77V76H234ZM259 77V76H258ZM191 79H193V77H190ZM256 78H257V76H256ZM264 78V77H263ZM134 80H135V76H134V78H133ZM154 80H155V78H153ZM258 79V78H257ZM76 80V79H75ZM74 80V81H75ZM126 80V79H125ZM150 80V78L148 77V81ZM154 80L152 81L151 80V82H154ZM174 81L176 80V78H174L173 79ZM181 80H182V78H181ZM184 80V79H183ZM196 80H198V78L196 79ZM178 81H180V79L178 80ZM178 81H176L177 83H178ZM195 81V80H194ZM208 81V80H207ZM212 82V80H209V82ZM259 82H260V80H258ZM264 81V80H263ZM156 82H157V80H156ZM166 82V83H165ZM208 82V83H209ZM155 83V82H154ZM181 83H182V81H181ZM189 83H190V81H189ZM200 83V82H199ZM198 83V84H199ZM207 83V82H206ZM207 83V84H208ZM231 83V82H230ZM173 84H174V82H173ZM172 84V85H173ZM176 84V83H175ZM260 84V83H259ZM259 84H257V85H259ZM35 85H39V82H38V84L36 83ZM76 85V84H75ZM74 85V86H75ZM129 85H131L130 83H129ZM155 85V84H154ZM158 85H159V83H158ZM161 85H162V83H161ZM164 85H162V87L164 86ZM178 85H180V84H178ZM192 85V84H191ZM34 86V85H33ZM77 86V85H76ZM120 86V85H119ZM185 86V85H184ZM187 86V85H186ZM194 86V85H193ZM208 86V85H207ZM44 86L41 84V86H39L38 88H36L35 87V89H33L34 87H32V89L33 90H35L34 91V93H32L31 95H27V97H28V99H29V101L31 100H33V101H37V103H38V101L39 102H41V101H43L45 98H47V96H48V93L46 92V90H47V88L46 89H44L45 87H47V86H45L44 88H43ZM143 87H144V85H143ZM150 87V86H149ZM166 87H163V88H165V89H169V87L168 88H166ZM201 87V86H200ZM210 87V86H209ZM208 87V88H209ZM233 87V86H232ZM79 88V87H78ZM148 88V87H147ZM147 88H144L145 90L147 89ZM153 88V87H152ZM155 88V87H154ZM188 88H190L189 86H188ZM208 88H207V90H208ZM212 88V87H211ZM223 88V87H222ZM224 88H226V87H224ZM229 88H231V87H229ZM236 91H237V93H238V95H239V97L240 98H246L245 96H244V94L241 92V90H240V87H239V83H237V85H236ZM59 89V88H58ZM156 89V88H155ZM158 89H160L159 87H158ZM164 89V90H165ZM1 90V89H0ZM73 90V89H72ZM75 90H77V89H75ZM144 90V91H145ZM148 90V89H147ZM146 90V91H147ZM152 90V89H151ZM157 90V89H156ZM211 90V89H210ZM224 90V89H223ZM229 89H227V91H228ZM232 90V89H231ZM230 90V91H231ZM146 91H145V93H146ZM60 92V91H59ZM73 92V91H72ZM72 92H70V94L72 93ZM78 92V91H77ZM154 92V91H153ZM152 92V93H153ZM158 92H159V90H158ZM197 92V91H196ZM200 92H202V91H200ZM27 93V92H26ZM62 93V92H61ZM60 93V95H62ZM81 93V92H80ZM3 94H4V91H3ZM59 94V93H58ZM58 94H56V95H58ZM64 95L66 94V93H63ZM69 94V93H68ZM78 94V93H77ZM184 94H187V93H184ZM190 94V93H189ZM206 94H207V91H206ZM210 94H212V93H210ZM217 94V93H216ZM232 94V93H231ZM6 95V94H5ZM55 95V96H56ZM74 94H71V95H69V98H71L72 99V96H73ZM164 95V94H163ZM65 96H67V94L65 95ZM71 96V97H70ZM80 96V95H79ZM83 96V95H82ZM182 96H184V95H181V97ZM214 96V95H213ZM221 96V95H220ZM226 96L227 95H225V97L224 98H226ZM0 97H2V93H1V96ZM53 97H54V95H53ZM57 98L59 97L60 98V100H61V98L62 97H60V96H56ZM148 97H150V96H148ZM158 97V96H157ZM229 97V96H228ZM8 97H6V99H7ZM13 98V97H12ZM58 98V99H59ZM69 98H67V100L69 99ZM83 98H84V96H83ZM158 98H160V97H158ZM202 98H204V97H202ZM214 98V97H213ZM2 99V98H1ZM27 99V100H28ZM63 99H65L64 97H63ZM149 99V98H148ZM183 99V98H182ZM187 99V98H186ZM212 99V98H211ZM216 99H219V98H216ZM220 99H221V97H220ZM59 100V101H60ZM72 100H74V99H72ZM80 100H81V97H80ZM85 100H86V98H85ZM201 100V99H200ZM225 100V99H224ZM229 100V99H228ZM264 100V99H263ZM15 101V100H14ZM32 101V102H33ZM54 101H56V100H54ZM63 101V100H62ZM65 101V100H64ZM78 101H79V98L76 100V102L78 103ZM57 102V101H56ZM69 102H71V101H68L67 103H69ZM73 103H74V101H72ZM87 102V101H86ZM199 102V101H198ZM227 102V101H226ZM232 102V101H231ZM235 102V103H234ZM233 102V105H235L236 106V104L238 105L239 103H236V101H234ZM238 102H239V99H238ZM35 103V102H34ZM36 103V104H37ZM80 103V102H79ZM204 103V102H203ZM212 103V102H211ZM210 103V104H211ZM221 103V102H220ZM219 103V104H220ZM222 103H223V101H222ZM240 103H242V105H244L243 103H246V102H241L240 101ZM247 103H249V102H247ZM255 102H253V104H254ZM60 104H62V103H60ZM154 104V103H153ZM201 104V103H200ZM213 104V103H212ZM232 104V103H231ZM250 104V103H249ZM251 104H252V102H251ZM30 105V104H29ZM52 105H54L53 103H52ZM197 105H199V104H197ZM214 105V104H213ZM221 105V104H220ZM225 105V104H224ZM141 106V105H140ZM226 106V105H225ZM251 106H253V105H251ZM64 107V106H63ZM164 107V106H163ZM201 107V106H200ZM207 107H209V106H207ZM206 107V108H207ZM211 107V106H210ZM220 107V106H219ZM223 108H224V106H222ZM221 107V108H222ZM239 106H237V108H238ZM17 108V107H16ZM143 108V107H142ZM222 108V109H223ZM227 108V107H226ZM235 109H236V107H234ZM245 108V107H244ZM204 109V108H203ZM203 109H201V110H203ZM210 109V108H209ZM230 110H231V107L229 108ZM245 109H247V108H245ZM58 110V109H57ZM238 110V109H237ZM237 110H234L235 112L233 113V114H235L236 115V113H238L240 116H241V114L242 113H240V111L239 112H237ZM81 111V110H80ZM142 111V110H141ZM140 111V112H141ZM216 111H217V109H216ZM222 111V110H221ZM228 111V110H227ZM226 111V112H227ZM66 112V111H65ZM76 112V111H75ZM203 112V111H202ZM225 112V111H224ZM224 112H222V113H224ZM231 112V111H230ZM230 112H228V113H230ZM2 113V112H1ZM50 113V112H49ZM88 114H89V112H87ZM93 113V112H92ZM92 113H91V115H92ZM197 113V112H196ZM205 113V112H204ZM210 113V112H209ZM227 113V114H228ZM232 113V112H231ZM230 113V114H231ZM254 113V112H253ZM40 114V113H39ZM206 114V113H205ZM204 114V115H205ZM211 114V113H210ZM212 114H213V112H212ZM225 114V113H224ZM224 114H221V115H224ZM232 114V115H233ZM237 114V116H239ZM68 115V114H67ZM67 115H64V113L62 114V113H55L54 115H44V116H35L34 114L33 115H31V117L27 120V125L29 126V130H27V131H32V132H42L41 130H43L44 131V128L43 127H45V125H44V123L45 122H51V118H53V120L55 121L54 123L56 124V121H59V123H57V125L59 126V124H61L60 122H64L65 121V118L67 117ZM69 115H70V113H69ZM68 115V117H74L73 115H75V119L77 118L78 120H82V117H84L85 118V114H83L82 115V113H72L70 116ZM90 115V114H89ZM199 115L201 116V117H203L200 113H199ZM214 115V114H213ZM229 115V114H228ZM227 115V116H228ZM250 116H251V113L249 114ZM255 115V114H254ZM254 115H252V116H254ZM198 116V115H197ZM210 116H212V115H210ZM210 116H207V114H206V117H210ZM220 116V115H219ZM225 116V115H224ZM236 116V117H237ZM247 116V115H246ZM245 115H244V117H246ZM68 117H67V121H68ZM191 117V116H190ZM214 117V116H213ZM226 117V116H225ZM83 118V119H84ZM192 118V117H191ZM238 119L240 118V117H237ZM242 118H243V115H242ZM50 119V121H48ZM74 119V121H76ZM198 119V118H197ZM196 119V120H197ZM203 119H205V118H201V123L202 122H204L203 121ZM230 119V118H229ZM245 119V118H244ZM250 119V118H249ZM24 120H25V117H24ZM71 120V119H70ZM194 121V122H197V121ZM221 120V119H220ZM240 120V119H239ZM238 120V122L236 121V123H239L240 121ZM248 120V119H247ZM26 121V120H25ZM84 121V120H83ZM192 121V120H191ZM199 121V120H198ZM223 121V120H222ZM228 121V120H227ZM73 122V121H72ZM213 122V121H212ZM212 122H211V124H212ZM230 122V121H229ZM228 122V123H229ZM232 122V121H231ZM235 122V121H234ZM249 122H251V121H249ZM65 123V122H64ZM68 124L70 123V122H67ZM66 123V124H67ZM79 123V122H78ZM81 123V122H80ZM193 123V122H192ZM216 123H220L219 121H216ZM233 123V122H232ZM242 123V122H241ZM49 124V123H48ZM53 124V123H52ZM54 124V125H55ZM203 124V123H202ZM205 124H207V123H205ZM222 124V123H221ZM226 124V123H225ZM225 124H222V125H224L225 126ZM230 124V123H229ZM245 125H246V123H244ZM249 124V123H248ZM263 124V123H262ZM61 125H63V124H61ZM65 125V124H64ZM71 125V124H70ZM198 125V124H197ZM208 125H209V123H208ZM207 125V126H208ZM215 125V124H214ZM241 125H243V124H241ZM240 125V126H241ZM51 127L50 128H52V125H50ZM69 126V125H68ZM205 126V125H204ZM203 126V127H204ZM210 126V125H209ZM224 126H223V129H224ZM227 126V125H226ZM234 126V125H233ZM236 126V125H235ZM57 127V126H56ZM60 128H61V126H59ZM59 127H58V129H59ZM63 127V126H62ZM67 127V126H66ZM66 127H64V129L62 128V130L63 131H66L65 129H66ZM71 127V126H70ZM215 127V126H214ZM248 127V126H247ZM46 128V127H45ZM49 128V125H48V129H50ZM166 128V127H165ZM237 128H240L239 127V124L237 125V127H236V129ZM28 129V128H27ZM67 129H70L71 130V128H69V127H67ZM194 129H196L195 128V123H194ZM199 129H201V128H199ZM209 128H207V130H208ZM217 129V128H216ZM247 129V128H246ZM61 130V129H60ZM165 129H163V131H164ZM198 130V129H197ZM211 130V129H210ZM225 130V129H224ZM49 131V130H48ZM50 131H52V130H50ZM50 131L47 133L48 135H52V133H54L53 131H52V133L50 134ZM69 131V130H68ZM168 131V130H167ZM46 132H47V129H46ZM69 132H71V131H69ZM68 132V133H69ZM204 132V131H203ZM225 132H227L226 130H225ZM45 132H43V134H44ZM60 133V132H59ZM66 133V132H65ZM164 133V132H163ZM201 133V132H200ZM222 133V131H220V134ZM228 133V132H227ZM225 134V135H228V137H229V134ZM32 134V133H31ZM213 134V133H212ZM212 134H210V135H212ZM236 134V133H235ZM34 135H36V133L34 134ZM37 135H39V134H37ZM41 135H42V133H41ZM206 135H207V133H206ZM222 135V137L223 138H225L223 135H224V133L223 134H221ZM55 136V135H54ZM203 136V135H202ZM216 137H217V135H215ZM214 136V137H215ZM231 136H233V135H231ZM205 137V136H204ZM207 137H209V135H207ZM212 137V136H211ZM210 137V138H211ZM237 138V137H236ZM212 139V138H211ZM214 139V138H213ZM213 139H212V141H213ZM233 140H234V138H233ZM236 140V139H235ZM225 141L226 140H224L223 142L225 143ZM227 141H228V139H227ZM237 141V140H236ZM203 142V141H202ZM221 142V141H220ZM230 142V141H229ZM233 143H234V141H232ZM222 143V142H221ZM236 143V142H235ZM223 144V143H222ZM226 144V143H225ZM229 144V143H228ZM228 144H226V145H228ZM232 144V143H231ZM247 145V144H246ZM222 146V145H221ZM221 146H219V147H221ZM223 146H225L224 144H223ZM222 146V147H223ZM229 146V145H228ZM235 146V145H234ZM243 146V145H241V143H239L235 148H233V149H231L232 151H234V152H237V153H239V152H246V151H241V149H244L245 148V146L244 147H241ZM71 147V146H70ZM227 147V146H226ZM247 147V146H246ZM5 148V147H4ZM73 148V147H72ZM247 148H249V147H247ZM76 148L74 147L73 148V150H74V154H75V150ZM218 149V148H217ZM224 149H225V147H224ZM250 149V148H249ZM253 149V148H252ZM252 149H250L249 151H247V152H253V150ZM6 150V149H5ZM230 150V149H229ZM244 150H246V149H244ZM12 151H13V149H12ZM72 151V150H71ZM161 151V150H160ZM224 151H226V149L224 150ZM259 151V150H258ZM14 152V151H13ZM217 152V151H216ZM220 152V151H219ZM218 152V153H219ZM256 152V151H255ZM255 152H253L252 153V155L251 156H253V154L254 155H256L255 154ZM78 153V152H77ZM77 153L74 155V157L72 158V161H71V163H70V166H69V168H67V170H66V172H64L63 171V173H64V177L63 176H60L62 179H61V181H60V183H56L55 185L58 187V189H57V187H54V188H56L57 190H60V194H61V196H60V200H58V203L56 204V202H55V205H56V207H54L53 208V210H54V212L56 213L55 215H57V219H58V221H57V223L58 222H60V223H69L68 225L69 226H71V223L74 221V223H75V220H78L77 219V217H78V208H79V205H81V203H83L82 202V198H81V196H79V194L77 193V185H75L73 182H71L70 181V178H72L73 176H74V174H81V173H83V169H84V164H83V162H82V159L80 158L82 155H80V156H78L77 155ZM162 153V152H161ZM161 153H156L155 152V154L153 155V156H151L150 158H148V157H144V156H142V157H140L139 159H137L138 161V164L139 165H141L143 168H145V169H148L150 172H153V170H155V169H161L162 170V173H161V175H158V180L159 181H161V183H166L167 181L166 180H168V174H170V172L172 171L173 172V170L175 169V168H173L174 167V164H175V167L176 166H178V165H181V166H183L184 164V162L182 163V162H180L177 158H176V156L174 155V153H173V155L171 154V155H167V153L165 152V154H161ZM222 153H224V152H222ZM8 153L6 152V151H0V163H1V165H2V167L3 168H1V169H5V173L7 174L8 173V177H9V179L11 180L10 182H12V184H14L15 186H16V188L18 189V191L19 190H22V188H23V186L25 185V181H26V177L23 175L22 177H20V175L19 176H17L16 174H15V172H14V170H13V167L15 168V166H13L12 168L7 164V162H6V155H7ZM78 154H80V153H78ZM221 154V153H220ZM245 154V153H244ZM247 154V153H246ZM227 155V154H226ZM8 156V155H7ZM211 156H213V155H211ZM219 156V155H218ZM70 157V156H69ZM221 157V156H220ZM71 158V157H70ZM210 158H212V157H210ZM257 158V157H256ZM258 159V158H257ZM215 160V159H214ZM209 161V160H208ZM260 161H261V159H260ZM45 164V163H44ZM185 164H186V162H185ZM12 165V164H11ZM17 165H19V164H17ZM173 165V166H172ZM48 166H50L49 165V163H48V165H45V166H43V170L41 169V167H40V169L42 170H40L39 171V173H41V175H40V178H39V176H38V180H40L39 182L37 181V184L38 183H40L41 182V184H42V186H44V185H47V186H50L49 188H51V185H54V184H52L51 183V181L53 180H51L50 181V179H51V176H50V172H53L54 170L53 169H50L51 167H48ZM65 166V165H64ZM172 166V167H171ZM189 166V165H188ZM178 167H180V166H178ZM192 167V166H191ZM66 168V167H65ZM173 169V170H172ZM193 169V168H192ZM19 170V169H18ZM51 170H53V171H51ZM177 170H178V168H177ZM187 170V169H186ZM186 170H185V172H186ZM20 171V170H19ZM22 171V170H21ZM179 171V170H178ZM182 171H183V169H182ZM192 171V170H191ZM18 172V171H17ZM189 173H190V170L188 171ZM20 173V172H19ZM24 173V172H23ZM167 175H166V174ZM195 173V172H194ZM153 174H155V173H153ZM164 174V175H163ZM173 174V173H172ZM193 174V173H192ZM22 175V174H21ZM28 175V174H27ZM195 175H196V173H195ZM194 175V176H195ZM155 176V175H154ZM177 171H176V177L174 176V174L172 175V178L173 179H176L177 178ZM59 177V178H60ZM175 177V178H174ZM178 177H180V176H178ZM187 178H185L186 180H188V177H189V175H187L186 176ZM197 177V176H196ZM195 177V179L194 180H196L197 178ZM199 177V176H198ZM201 177V176H200ZM53 178V177H52ZM155 178V177H154ZM156 178V179H157ZM172 179V180H173ZM182 178H180V180H181ZM190 179V178H189ZM155 180V179H154ZM171 179H169V181H170ZM178 180L179 179H177V180H174V182H175V184L176 185H178L177 186V191L179 190V188H181V187H179V186H181V185H179L178 183ZM58 181V180H57ZM56 181V182H57ZM156 181V180H155ZM183 181V179L181 180V182ZM192 181V180H191ZM25 182V183H24ZM54 182H55V180H54ZM171 182V181H170ZM170 182H168V183H170ZM178 182V183H177ZM180 182V183H181ZM197 182H199V181H197ZM30 183V182H29ZM156 183H157V181H156ZM160 182H158L157 184H159ZM160 183V184H161ZM186 183V182H185ZM188 184H189V182H187ZM30 184H32V183H30ZM77 184V183H76ZM171 184H173L172 182H171ZM198 184V183H197ZM197 184H195L196 186H198ZM54 185V186H55ZM79 185V184H78ZM29 186H31V185H29ZM33 186H35V184H33L32 185V187ZM38 186V185H37ZM41 186V187H42ZM159 186V185H158ZM164 186H166V185H164ZM169 186V185H168ZM175 186V185H174ZM173 185L171 186V189H172V187H174ZM182 186H183V184H182ZM194 186V185H193ZM170 187V186H169ZM179 187V188H178ZM195 187V186H194ZM28 188V187H27ZM47 188V187H46ZM52 188H53V186H52ZM79 188V187H78ZM157 188H159V187H157ZM163 188V187H162ZM190 188V190L191 189H193L194 190V188H191V187H189ZM196 188H198V187H196ZM48 189V188H47ZM47 189H46V191H47ZM166 189H168V188H166ZM166 189H164L165 191H166ZM175 189V188H174ZM173 189V190H174ZM188 189V188H187ZM25 190V189H24ZM27 190H29V189H27ZM55 190V189H54ZM163 189H161V186H160V190L158 191V189H157V191H158V195H159V197H161L160 195L162 194V191ZM41 191V190H40ZM49 191V190H48ZM156 191V190H155ZM171 190H169V192H170ZM177 191L175 190V195L177 194ZM33 192H35V191H33ZM32 192V193H33ZM167 192V191H166ZM179 192V191H178ZM190 192V191H189ZM198 192V191H197ZM25 192H23L22 194H24ZM180 193V192H179ZM187 193H188V191H187ZM196 193V192H195ZM36 194V193H35ZM143 194H145V193H143ZM157 194V193H156ZM29 195V194H28ZM192 196L191 195V193L189 194L188 193V196ZM197 195H198V193H197ZM23 196V195H22ZM25 196V195H24ZM33 196V195H32ZM51 196V195H50ZM137 196V195H136ZM146 196V195H145ZM156 196V195H155ZM162 196H164V195H162ZM184 196V195H183ZM195 196H196V194H195ZM194 196V194H193V198L195 197ZM139 197H140V195H139ZM168 197V196H167ZM187 197V196H186ZM197 198H198V196H196ZM24 198V197H23ZM23 198H21V199H23ZM136 198H138V196L137 197H135V199ZM143 198V197H142ZM153 198V197H152ZM179 198V197H178ZM183 198V197H182ZM132 199V198H131ZM130 199V200H131ZM159 199V198H158ZM186 199V198H185ZM184 199V200H185ZM196 199V198H195ZM151 200V199H150ZM161 200H162V198H161ZM167 200H168V198H167ZM182 200V199H181ZM191 200V199H190ZM143 201V200H142ZM144 201H145V199H144ZM147 201V200H146ZM156 201V200H155ZM16 202V201H15ZM90 202V201H89ZM130 202V201H129ZM132 202H134V201H131V203ZM136 202V201H135ZM158 202V201H157ZM160 202H162V201H160ZM169 202V201H168ZM183 202V201H182ZM188 201H187V199H186V203H187ZM193 202H194V200H193ZM193 202H191V203H193ZM16 203H18V204H16L14 207H13V209L12 210H9V209H7V210H3V209H0V221L1 220H3V219H5L6 221L7 220H9L10 219V221H12V222H14L15 223V226L14 227H7L6 228V230H8V231H10L11 233H13L14 234V236L16 237V239H17V245H18V247L20 246V254H21V256H19V257H21L23 260H25V261H27L28 263L27 264H30V262L32 263V264H37V262L39 261V259H41V258H39L38 259V253L36 254V255H34V253H35V250H37L38 249V245H36L38 242H34L33 241V237L34 236H36V235H34V234H32V236L33 237H30L27 233H26V231L24 230L25 228V224L29 221L30 223H31V221H32V218H33V216H35L34 215V213H33V216H32V213H31V216H32V218H31V216H30V212L33 210V211H35L36 210V207H35V210L34 209H31L32 208V206L33 205H31L30 207L28 206V205H26L25 207L24 206H22V205H20L19 204V199H18V202H16ZM146 203V202H145ZM164 203H166L165 201H164ZM181 203V202H180ZM23 204V203H22ZM86 204V203H85ZM134 204V203H133ZM185 204V203H184ZM190 204V203H189ZM188 204V205H189ZM194 204H195V202H194ZM14 205V204H13ZM88 205H89V203H88ZM88 205H86L87 206V209H89L90 207H88ZM143 205H145L144 203H143ZM142 205V206H143ZM147 205V204H146ZM145 205V206H146ZM166 205H167V203H166ZM165 205V206H166ZM191 205V204H190ZM196 205V204H195ZM131 206V205H130ZM134 206V205H133ZM141 206V207H142ZM181 206H183V208L185 209L186 207H184V205H183V203H182V205ZM187 206V205H186ZM197 206V205H196ZM39 207V206H38ZM38 207H37V209H38ZM144 207V206H143ZM43 208V207H42ZM81 208V207H80ZM132 208V207H131ZM134 208H136V207H134ZM133 208V209H134ZM145 208V207H144ZM189 208V207H188ZM191 209H193L192 208V206L190 207ZM92 209V208H91ZM140 209V208H139ZM143 209V208H142ZM146 209V208H145ZM196 209H198V207H196ZM3 210V211H2ZM194 210V209H193ZM32 211V212H33ZM81 211V210H80ZM190 210L188 209V212H189ZM198 210H194V212H197ZM200 211V210H199ZM37 212H39V211H37ZM37 212H36V214H37ZM133 212V211H132ZM134 212H136L135 210H134ZM133 212V213H134ZM145 212V211H144ZM203 211H201V213H202ZM42 212H40L39 214H40V218H41V214ZM43 213H45L44 211H43ZM133 213L131 214V216L133 215ZM138 213V212H137ZM141 213V212H140ZM139 213V214H140ZM193 213V212H192ZM39 214H37V215H39ZM47 214V213H46ZM53 214V213H52ZM51 214V215H52ZM81 214V213H80ZM136 214V213H135ZM138 214V215H139ZM143 214V213H142ZM145 214V213H144ZM194 214V213H193ZM198 214H200V213H198ZM203 214V213H202ZM138 215H135V217L136 216H138ZM192 215V214H191ZM44 216V215H43ZM43 216H42V222L45 224V225H47V226H50V227H53V229L55 230V231H58V227H57V225L56 224H53V222H51L50 221V219H48L46 216V218L44 217L43 218ZM173 216H175V214H173ZM172 216V217H173ZM190 216V215H189ZM197 216H199V215H197ZM176 217V216H175ZM180 218H178V217H176V218H178V219H181V216H179ZM188 217V216H187ZM186 217V218H187ZM193 217V216H192ZM195 217V216H194ZM205 217V216H204ZM39 218V217H38ZM79 218V217H78ZM119 218V217H118ZM132 218V217H131ZM137 218V217H136ZM56 219V218H55ZM172 219V218H171ZM175 218H173V221H177V220H174ZM193 219V218H192ZM199 219V218H198ZM5 220H3V223H4V221ZM53 220V219H52ZM146 219H144V221H145ZM148 220V219H147ZM195 219H193V220H191V222L192 221H194ZM204 220H208V219H204ZM41 221V220H40ZM129 221V220H128ZM131 221H132V219H131ZM131 221H129V222H131ZM134 221V220H133ZM142 222L143 224L146 222ZM179 222H181L180 220H178ZM177 221V222H178ZM198 221V220H197ZM199 221H200V219H199ZM210 221V220H209ZM36 223V224H39V223H37V221L35 220V221H33V223ZM136 222V221H135ZM153 223H154V221H152ZM202 222H204V221H200V223H198V224H200L201 225V223ZM211 222V221H210ZM2 221L0 222V227H1V225L3 226V227H1V229H3L5 226H4V224L2 223ZM30 223H28V224H30ZM32 223V224H33ZM134 223V222H133ZM181 223H183V220H182V222ZM193 223H196L197 224V222H193ZM208 223V222H207ZM28 224H27V226H28ZM35 224V225H36ZM43 224V225H44ZM127 224H128V222H127ZM142 224V225H143ZM147 224V223H146ZM149 224V223H148ZM187 224V223H186ZM192 224V223H191ZM195 224V225H196ZM209 225H211L212 224V222H211V224L210 223H208ZM31 225V224H30ZM42 225V227L44 228V226ZM74 225V224H73ZM72 225V226H73ZM134 224H130L129 223V225H128V231H127V233H128V235H129V238H128V236H127V238H128V242L127 243H125V244H128V243H130L129 245H134V244H137L138 245V243H139V241H143L142 242V245H140V248H143V249H145V245H146V243L148 242V240H147V242L145 243V241L146 240H144L146 237L143 235V233H141L140 231L143 229H140V233H138L137 232V230L135 229L136 227V225L135 226H133ZM153 225V224H152ZM175 225H177V223L175 224ZM181 225V224H180ZM188 225V224H187ZM192 225H194V224H192ZM194 225V226H195ZM204 225H207L206 223H204ZM204 225H203V227H204ZM212 225H214V226H217V225H215L214 223L212 224ZM262 225V226H261ZM260 226H261V228H263L262 230H264V227H263V223L261 224ZM24 226V227H23ZM34 226V225H33ZM54 226H56V227H54ZM124 226V225H123ZM150 226V225H149ZM191 226V225H190ZM193 226V227H194ZM36 227H38V228H40V229H42V227H41V223L39 224V225H37ZM61 227V226H60ZM143 227V226H142ZM148 227V226H147ZM146 227V228H147ZM156 227H157V225H156ZM175 227V226H174ZM192 227V226H191ZM191 227H189V228H191ZM197 227V226H196ZM195 227V228H196ZM209 227H211V226H209ZM208 227V228H209ZM24 228V229H23ZM32 228V227H31ZM69 228V227H68ZM138 228H140V227H138ZM145 228V226H144V229H146ZM181 228V227H180ZM187 228V227H186ZM194 228V229H195ZM199 228V227H198ZM207 228V227H206ZM36 229V228H35ZM61 229V228H60ZM70 229V228H69ZM143 229V230H144ZM149 229V228H148ZM184 229V228H183ZM202 229V228H201ZM203 229H205V228H203ZM220 229V228H219ZM255 229H258V227L257 228H255ZM255 229H253L254 231H255ZM39 230V229H38ZM54 230H53V232H54ZM142 230V231H143ZM150 230H151V228H150ZM179 230V229H178ZM187 230H189L188 228H187ZM191 230H193V229H191ZM198 230H200V229H198ZM208 230V229H207ZM207 230H204V232L206 231L207 232ZM210 230H212V231H209V232H213V230L214 229H210ZM221 230V229H220ZM220 230H218V227H217V231H219L218 232V234L220 233ZM253 230H252V232H253ZM260 231H262L261 229H259ZM259 230L257 231V232H259ZM37 231V230H36ZM51 231V230H50ZM145 231V230H144ZM143 231V232H144ZM196 231V230H195ZM194 231V232H195ZM250 231V230H249ZM35 232V231H34ZM38 232H40V231H38ZM37 232V233H38ZM70 232H72V231H70ZM76 232V231H75ZM124 232H125V230H124ZM146 232V231H145ZM145 232H144V234H145ZM191 232V231H190ZM204 232H203V235H204ZM51 233V232H50ZM57 233V232H56ZM54 234V235H52L51 236V238L48 240V244H47V250H51V251H57L58 249H60V248H62V246L64 245L63 243H62V241H61V239L58 237V233H61V232H59L58 231V233L57 234ZM79 233V232H78ZM126 233V232H125ZM149 233H150V231H149ZM215 233H216V231H215ZM222 233V238L224 239V238H227V237H229V236H233V235H230L231 233L229 232V235L228 234H226V231L224 232V231H222L221 232ZM242 233V232H241ZM244 233H246V232H244ZM248 233V232H247ZM255 233H256V231H255ZM261 233H264L263 231L261 232ZM81 234V233H80ZM85 234V233H84ZM146 234H147V236H148V233L146 232ZM145 234V235H146ZM200 234H202V233H200ZM199 233H198V236L200 235ZM210 234V233H209ZM218 234H216V235H218ZM1 235H2V233H1ZM73 235L75 236V234L73 233ZM184 236H185V234H183ZM202 235V236H203ZM206 235V234H205ZM204 235V237H210V236H205ZM212 235V234H211ZM235 235V234H234ZM259 235V234H258ZM261 235H263V234H261ZM74 236H73V239H75L77 236H79L78 234L75 236V238H74ZM197 236V237H198ZM38 237H40V236H38ZM43 237V236H42ZM79 237H81V235L79 236ZM78 237V238H79ZM114 237V236H113ZM113 237H112V239H113ZM120 237H121V235H120ZM122 237H123V235H122ZM181 237V236H180ZM183 237V236H182ZM212 237H214V235L213 236H211V238ZM217 237V236H216ZM218 237H219V235H218ZM216 238V239H219V238H221V237H219V238ZM258 237V239H259V236H257ZM36 238V237H35ZM116 238V239H115ZM114 239L115 240H118L119 238H117V237H115ZM127 238H126V236H125V238L124 239H126V241H127ZM211 238H209V240H211ZM215 238V237H214ZM221 238V239H222ZM234 238V237H233ZM233 238L231 237V239H230V241L231 242H233L232 243V246L234 245V241L236 240H233ZM256 238V237H255ZM15 239V240H16ZM111 239V238H110ZM148 239V238H147ZM198 239V238H197ZM200 239V238H199ZM201 239H202V237H201ZM213 239V238H212ZM221 239L219 240V241H221ZM246 239H248V238H246ZM80 240V239H79ZM202 240H206L207 241V239L205 238H203ZM260 240V239H259ZM258 240V241H259ZM263 239L261 238V240H260V242L262 241ZM82 241L84 242V240L82 239V240H80V241H77V239H76V242L74 243V244H71L70 243V245L69 244H67L66 246H67V249H73V250H76L79 246H82ZM121 241H122V239H121ZM120 241V242H121ZM124 241V240H123ZM122 241V242H123ZM206 241H204V242H206ZM219 241H217V242H219ZM224 241V240H223ZM225 241H227V239L225 240ZM236 241H238V240H236ZM243 241H245V240H243ZM108 242H110V241H108ZM114 241L112 240V243H113ZM116 242H118V241H116ZM119 242V243H120ZM122 242H121V244H122ZM198 242V241H197ZM204 242L202 243V247L204 246L203 244H204ZM211 242H212V240H211ZM217 242H216V244H217ZM228 242H229V238H228ZM227 242V243H228ZM45 243V242H44ZM118 243V244H119ZM153 243H154V240H153ZM208 243L209 244H211L210 243V241H208ZM213 243V242H212ZM220 243V246H218L217 245V250L218 249H220L219 247H224V246H221V242H219ZM225 243V242H224ZM239 242H236L235 244H238ZM105 244V243H104ZM117 244V243H116ZM120 244V245H121ZM124 244V243H123ZM122 244V245H123ZM140 244V243H139ZM151 244H152V242H151ZM157 244V243H156ZM198 244V243H197ZM206 244V243H205ZM214 244V243H213ZM229 244V243H228ZM248 245L250 244V243H247ZM258 244V243H257ZM109 245V244H108ZM107 245V246H108ZM111 245V244H110ZM128 245V246H129ZM207 245V244H206ZM212 245V244H211ZM225 245H227L226 243H225ZM231 244H229V246H230ZM239 245H243L242 243L241 244H239ZM259 245H261V244H259ZM258 245V246H259ZM16 246V245H15ZM43 246H45V245H43ZM66 246H65V248H66ZM112 246V245H111ZM119 246V245H118ZM117 245H116V248L118 247ZM128 246H126V248H128V250H130L129 249V247ZM142 246V247H141ZM197 246V245H196ZM209 246V245H208ZM229 246H226V247H229ZM237 245H234L233 247L234 248H232L231 246L229 247V249H231L232 248V250L233 249H236L235 247H236ZM247 246V245H246ZM263 246H264V243H263ZM262 246V247H263ZM18 247H17V249H18ZM64 247V246H63ZM105 247V246H104ZM123 247V246H122ZM134 247V246H133ZM147 247V246H146ZM153 247H154V245H153ZM205 247V246H204ZM213 247V246H212ZM238 247V246H237ZM249 247V246H248ZM252 247H253V244H252ZM254 247H255V245H254ZM41 247L39 246V249H40ZM44 248V247H43ZM124 248H125V246H124ZM124 248H122L123 250H124ZM135 249L136 248H138V247H134ZM209 248V247H208ZM213 248H216V247H213ZM246 248V247H245ZM264 248V247H263ZM262 248V249H263ZM111 249V248H110ZM118 249H119V247H118ZM135 249H133L134 251H132V252H136L135 251ZM198 249V248H197ZM200 249V248H199ZM240 249V246H239V248H238V250ZM250 249V248H249ZM255 249V248H254ZM44 250V249H43ZM66 250V249H65ZM132 250V249H131ZM141 250V249H140ZM205 250H207V248H205ZM204 250V251H205ZM211 250V249H210ZM209 249H208V251H210ZM216 250V251H217ZM248 250V249H247ZM246 250V251H247ZM251 250V249H250ZM41 251H42V248H41ZM61 251H63V250H60L59 252H61ZM119 251V250H118ZM207 251V252H208ZM17 252H18V250H17ZM40 252V251H39ZM44 252V251H43ZM64 252V251H63ZM63 252H61V254L63 253ZM120 252H121V250L118 252L119 254H120ZM123 252H126V251H122L121 253H123ZM129 252H131V251H128V253ZM139 252V251H138ZM141 252V251H140ZM144 252V251H143ZM197 252H200V250H198V251H196V253ZM212 252V251H211ZM230 252V251H229ZM251 252H252V250H251ZM250 252V253H251ZM256 252H257V250H256ZM255 252V253H256ZM263 252H264V249H263ZM48 253V252H47ZM127 253V252H126ZM142 253V252H141ZM141 253H138L137 255L138 256H140V254ZM203 252H201V254H202ZM228 253V252H227ZM232 253H233V251H232ZM242 253V252H241ZM44 254V253H43ZM71 254H73V253H71ZM75 254V253H74ZM77 254V253H76ZM134 254V253H133ZM201 254H199V255H201ZM205 255H206V253H204ZM209 254H210V252H209ZM215 254V253H214ZM246 254V253H245ZM244 253H243V256L245 255ZM41 255H42V253L40 254V257H41ZM63 255V254H62ZM121 255V257L123 258L124 257V255H122V254H120ZM130 255H131V253H130ZM195 255V254H194ZM203 255V254H202ZM205 255H204V258H205ZM208 255V254H207ZM210 255H212V254H210ZM247 255V254H246ZM250 255H253V253L252 254H250ZM255 255V254H254ZM64 256V255H63ZM73 256V255H72ZM76 256V255H75ZM77 256H78V254H77ZM125 256H127V255H125ZM209 256V255H208ZM216 256H217V254H216ZM43 257V256H42ZM198 257V256H197ZM201 257V256H200ZM203 257V256H202ZM245 257V256H244ZM251 257V259H252V256H250ZM127 258H128V256H127ZM136 258V257H135ZM139 258V260H140V258H141V260H140V262L141 261H143L144 262V264H150L149 262H148V260H146L145 258L146 257H144V255L142 254V256L141 257H138ZM195 258H196V256H195ZM194 258V262L196 263L198 260V258L197 259H195ZM203 258V259H204ZM215 258V257H214ZM255 258V257H254ZM253 258V259H254ZM18 259V258H17ZM63 259V258H62ZM124 259V258H123ZM126 259V258H125ZM148 259V258H147ZM193 259V258H192ZM249 259V258H248ZM247 259V260H248ZM251 259H249L250 261H251ZM65 260V259H64ZM204 260H206V258L204 259ZM210 260V259H209ZM256 259H254V261H255ZM19 261H20V259H19ZM24 261V262H25ZM199 261H201V260H199ZM203 261V260H202ZM207 261H208V259H207ZM253 261V262H254ZM23 262V261H22ZM24 262H23V264H24ZM252 262V263H253ZM256 262V261H255ZM26 263V262H25ZM57 263H58V261H57ZM195 263H193V264H195ZM199 263V262H198ZM55 264V263H54ZM63 264V263H62Z\"/></svg>","mask_w":264,"mask_h":264},{"label":"crops","instance_id":"crops-1","mask_svg":"<svg viewBox=\"0 0 264 264\" xmlns=\"http://www.w3.org/2000/svg\"><path fill=\"white\" fill-rule=\"evenodd\" d=\"M255 59H241L234 70L241 92L264 114V60ZM255 128L264 133V125ZM253 149V156V152L231 150L211 161L200 174L197 204L203 215L222 229L245 232L264 224V151L259 144Z\"/></svg>","mask_w":264,"mask_h":264}]
</instances>
